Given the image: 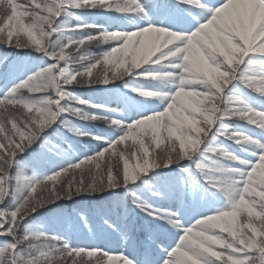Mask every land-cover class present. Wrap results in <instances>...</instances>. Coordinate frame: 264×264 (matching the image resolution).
<instances>
[{
  "label": "snow or ice",
  "instance_id": "obj_1",
  "mask_svg": "<svg viewBox=\"0 0 264 264\" xmlns=\"http://www.w3.org/2000/svg\"><path fill=\"white\" fill-rule=\"evenodd\" d=\"M0 48V264H264V0H0Z\"/></svg>",
  "mask_w": 264,
  "mask_h": 264
},
{
  "label": "trees",
  "instance_id": "obj_2",
  "mask_svg": "<svg viewBox=\"0 0 264 264\" xmlns=\"http://www.w3.org/2000/svg\"><path fill=\"white\" fill-rule=\"evenodd\" d=\"M4 49L3 48H0V53H3ZM98 126V125H97Z\"/></svg>",
  "mask_w": 264,
  "mask_h": 264
},
{
  "label": "rangeland",
  "instance_id": "obj_3",
  "mask_svg": "<svg viewBox=\"0 0 264 264\" xmlns=\"http://www.w3.org/2000/svg\"><path fill=\"white\" fill-rule=\"evenodd\" d=\"M97 50H99V49H97Z\"/></svg>",
  "mask_w": 264,
  "mask_h": 264
}]
</instances>
